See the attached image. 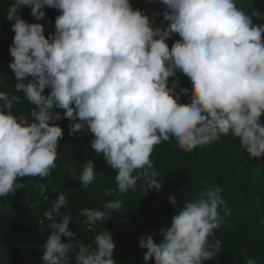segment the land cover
Wrapping results in <instances>:
<instances>
[{
  "label": "clouds",
  "instance_id": "9594fccd",
  "mask_svg": "<svg viewBox=\"0 0 264 264\" xmlns=\"http://www.w3.org/2000/svg\"><path fill=\"white\" fill-rule=\"evenodd\" d=\"M160 2L168 21L163 29L130 0H14L8 6L6 19L14 32L8 67L15 89L35 107L28 115L14 114L21 96L0 91V198L24 187L18 177L51 175L63 138L56 121L62 118L70 121V135L79 130L92 135L91 149L116 173V188L105 190L115 199L81 210L89 225L121 212L120 197L134 191L138 181L147 185L145 192L160 190L157 172L149 170L151 153L162 142L174 141L178 149L192 152L231 134L249 159L264 156V24L252 19L264 20V13L249 14L240 0ZM23 6L36 21L45 17V6L59 10L55 32L45 37L42 24L25 21L19 14ZM173 33L180 39L169 48L166 40ZM177 71L189 88L177 91L178 78L169 85ZM182 95H188L187 103H179ZM54 109L64 110L63 117ZM95 178L94 164L87 160L76 180L87 188ZM169 203L175 207L174 196ZM222 206L229 214L219 187L185 200L170 227L161 229V243L151 235L139 237L144 264L214 260L222 245L215 238ZM67 207L60 193L43 215L52 222L42 264H72L69 255L74 264H117L109 231L96 234L88 245L72 239L73 216L61 212ZM57 217L62 219L56 222ZM245 264L257 261L249 258Z\"/></svg>",
  "mask_w": 264,
  "mask_h": 264
},
{
  "label": "trees",
  "instance_id": "16d2710c",
  "mask_svg": "<svg viewBox=\"0 0 264 264\" xmlns=\"http://www.w3.org/2000/svg\"><path fill=\"white\" fill-rule=\"evenodd\" d=\"M146 0H130L134 9H140L149 16L150 22L163 29L168 21L163 20L165 6L159 2L154 11L145 7ZM252 11L264 13V0H240ZM14 0H0V63H10L9 54L14 32L11 21L6 19L7 8ZM45 17L36 21L31 9L23 6L19 10L21 17L29 23H40L44 26V35L55 32L54 21L59 10L45 6ZM158 14V15H154ZM254 24H264V20L252 18ZM264 38V34H262ZM180 39L173 33L166 43L171 48L174 41ZM179 80L180 87L189 88L188 80L183 73L177 71L176 77L169 78V85L174 79ZM28 79H31L29 77ZM27 82V80H26ZM15 82L6 75L0 76V91L11 95H20L21 100L13 104L14 114L28 115L31 108L24 107V94L14 87ZM50 89H45L49 92ZM188 95H182L179 103H187ZM31 107L34 106L31 104ZM59 111L63 117L62 109ZM66 120L69 124L70 121ZM264 123V115L261 116ZM92 135L79 130L70 135L65 132L60 140L56 161L57 167L50 176L18 177L24 187L13 195L0 198V264H42L41 256L51 229L50 222L39 227L38 222L57 195L63 193L68 199V207L61 212H69L73 219L69 230L76 233L73 240L86 245L93 243L96 234L104 229L112 235L115 248L113 259L117 264H144L143 254L146 249L139 247L141 235H151L155 243L162 242L161 229L170 227L171 217L185 200L195 199L202 190L212 187L221 189V196L228 209L225 215L223 206L220 214L223 219L221 227L215 231V238L222 241L221 251L214 260L203 261L202 264H245L249 258L257 264H264V156L249 159L240 148L239 141L231 134L222 136L218 141L199 146L192 152H185L176 147L175 142H162L155 146L151 153L153 169L157 172V180L162 183L159 191L149 189L138 181L136 189L122 195L121 212L113 213L112 218L91 225L85 223L82 216L84 208L99 209L105 200L115 197L105 196L106 189H115V171L104 162L102 155L96 154L90 147ZM92 160L96 178L87 187L82 188L76 180L83 165ZM73 169L72 172L68 168ZM139 175V171L133 173ZM41 186L44 192H41ZM47 195L49 200H45ZM176 199L175 207L169 203V197ZM59 222L62 217H57ZM62 242L68 239L61 237ZM74 256L69 255V261ZM149 264H152L149 261Z\"/></svg>",
  "mask_w": 264,
  "mask_h": 264
},
{
  "label": "rangeland",
  "instance_id": "374dc122",
  "mask_svg": "<svg viewBox=\"0 0 264 264\" xmlns=\"http://www.w3.org/2000/svg\"><path fill=\"white\" fill-rule=\"evenodd\" d=\"M159 2H160V0H146L144 4H145V7L147 8V10L149 12H151V11H154L156 9ZM8 65H9V63H7L6 61L0 63L1 71L4 72L7 77L11 78L16 83L14 73L11 71V69L8 67ZM47 93L48 92H45V94H47ZM24 107L32 109L31 103H28L26 100L24 101ZM56 124H58L62 128L63 136H64L65 132L68 131L67 121L61 119L60 121H56ZM73 260H74V258H73Z\"/></svg>",
  "mask_w": 264,
  "mask_h": 264
},
{
  "label": "water",
  "instance_id": "95a60500",
  "mask_svg": "<svg viewBox=\"0 0 264 264\" xmlns=\"http://www.w3.org/2000/svg\"><path fill=\"white\" fill-rule=\"evenodd\" d=\"M56 221H57V219H56ZM46 222H50V223H51L52 221H51L50 219H48L47 217H44V216H43V217L39 220V222H38V226L41 227V226H43V224L46 223Z\"/></svg>",
  "mask_w": 264,
  "mask_h": 264
},
{
  "label": "built area",
  "instance_id": "2783aa9c",
  "mask_svg": "<svg viewBox=\"0 0 264 264\" xmlns=\"http://www.w3.org/2000/svg\"><path fill=\"white\" fill-rule=\"evenodd\" d=\"M1 75H5V73L2 72V71H1V68H0V76H1Z\"/></svg>",
  "mask_w": 264,
  "mask_h": 264
}]
</instances>
